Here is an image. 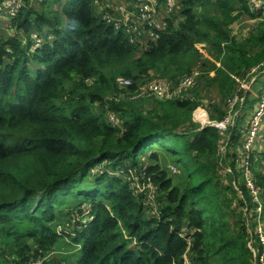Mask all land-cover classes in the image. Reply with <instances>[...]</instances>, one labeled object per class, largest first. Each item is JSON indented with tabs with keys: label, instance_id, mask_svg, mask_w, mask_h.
<instances>
[{
	"label": "trees",
	"instance_id": "16d2710c",
	"mask_svg": "<svg viewBox=\"0 0 264 264\" xmlns=\"http://www.w3.org/2000/svg\"><path fill=\"white\" fill-rule=\"evenodd\" d=\"M22 1L13 26L52 39L35 50L16 36L0 41V264H32L41 257L42 264H182L183 225L196 229L193 264H253V257L263 264L264 243L256 241L254 256L245 225L237 231L225 221L211 160L201 159L219 150L218 129L206 126L188 135L165 124L194 110L202 78L182 97H135L131 109L105 102L109 93L136 92L147 82L176 84L191 71L188 59L202 57L201 43L217 53L215 91L221 98L235 92L239 76L264 59V20L245 43L231 35L240 17H255L247 1L179 0L180 19H168L159 39L144 44L129 43L103 18L114 12L101 0ZM158 68L162 72L154 76L150 71ZM184 70L189 72L177 76ZM118 76L131 80L128 89L117 88ZM135 101L150 112L132 108ZM106 110L116 114L115 125ZM218 111L211 110L213 119ZM263 130L262 120L261 140L248 156L264 212ZM230 131L227 157L233 159L241 135ZM246 137L247 130L242 145ZM161 164L168 171L177 166L184 175L180 186L160 174ZM231 166L234 172V161ZM131 169L141 181L140 172L157 170L158 217L133 194ZM238 173L247 190L240 168ZM83 193L85 201L74 206ZM247 198L254 208L249 191ZM63 221L69 223L66 236L55 230Z\"/></svg>",
	"mask_w": 264,
	"mask_h": 264
},
{
	"label": "rangeland",
	"instance_id": "374dc122",
	"mask_svg": "<svg viewBox=\"0 0 264 264\" xmlns=\"http://www.w3.org/2000/svg\"><path fill=\"white\" fill-rule=\"evenodd\" d=\"M101 1H100V4H103L106 9L112 10L116 14L120 13V7L130 9L131 2H132V0H101ZM33 3H34L33 4L34 6L37 5V2H33ZM196 9L199 12L201 10V8H199V7ZM98 12H100V8H98ZM244 17H246V16H244ZM241 19L234 22L230 26V30H231V34L234 36V38H236L237 42L245 43L246 38H248L250 36V34L252 33V31H254V29L258 26H256L257 24L254 23L255 21L254 22H249V21L245 22ZM2 32H3L5 37L8 35H13V36H16L17 38L21 39V41L23 43L26 39L29 38V34H27L28 32L25 33L22 30H18L15 26H13V23L11 24V26H9L6 29H4V27H2ZM25 43H26V41H25ZM197 47L202 52V57L189 58L188 59V61L190 62L189 71L190 70L199 71L200 72V78H202L201 83L203 85L200 89V92L198 90H196L198 93L196 95L197 97H195V96L192 97V98H194V100L196 99L197 106L194 108V110L191 111V113L189 114L188 117L184 116V118H182V119L179 118V119H176L174 121H169L165 124L167 126L172 125L176 128L177 131H179L181 133L182 132L187 133L188 135H190L193 133L192 131L194 129H197V128L201 129V128L206 127V126H214L213 124L216 123L217 121L224 120L225 117H227V116L229 117L228 123L225 124L224 128L220 129V128L214 126L215 128L218 129L219 133L221 134L220 135L221 138L223 137V139H222L223 141L220 140V142H219V148H218L219 150H217L215 154H213L209 157H203L201 159L202 160H206V159L211 160V163H212L211 164V171H212V175H214L215 180L218 183V186L220 189L219 199H220V202L224 208V212H225V216H226L225 221L232 228H234V225H236L237 231H240L241 230L240 228L245 225L244 227H246V234L248 232V243L247 244L250 247V249L253 251L254 256H255L256 255V252H255L256 241L260 240L261 243H264V219H263L264 218V215H263L264 212H263V208L261 206V211H260L258 221H257L258 215L254 211V208H252V205L248 204V198H247L248 191L245 190V188H243L244 187L243 181H242V178L239 176L238 170H239V168H240L241 172H244V170H246L245 165L241 166V165H239V162H242V164H244L245 159L248 162L251 160V157L242 153L241 138H242V136L244 138V136L246 134V130H247L246 128L248 127L250 119L253 115V112H254L253 109L255 107V104H257V102L260 100V98L263 94V91H264V89H263V91L260 93V95L258 97L257 92L259 91V89L263 83H262L261 78L257 79V77L264 75V72L262 71V69L260 67V63L264 62V59H263V61L261 60V62L259 61V64H256L255 66L253 65V67H251L249 70H245L243 72V74L241 76H239V78L237 80L238 87H237V89H235L236 90L235 92H233V93L226 92L223 95V97L221 98L219 93L217 91H215V89L211 83V79L214 78V76H215L214 75V67L217 66V64H218L217 53H216V51L209 49V44H207V43H201V44L197 45ZM247 48H249L250 53H253V52L256 53L257 52V47L255 45L251 46V44H249L247 46ZM254 68H256V69L254 70ZM161 70L162 69L158 68L157 71L153 70L150 72L153 73L154 76L155 75L159 76V74L162 72ZM189 71L184 70L183 72H181V74H178L177 76L185 74ZM118 78H125V77L118 76V77H116V80ZM159 79H165V77L164 78L160 77ZM256 79H257V82H255ZM116 80H115V82H116ZM160 81H166V80H160ZM254 82H255V84H253ZM126 89H128V88H126ZM134 92L131 89V90H128L127 92L118 90L117 92L109 93L105 99V102H110L109 98H112L111 100H114L113 98L116 97L117 98L116 102H120L121 104H123L124 109L125 108L131 109L128 106V103L130 101H133ZM186 94L188 95L187 92H184L182 96H184ZM246 95H248V97ZM182 96H178V97H182ZM174 97H176V96H174ZM131 107L139 109L141 112H144V113H149L151 110V109H149L150 107L145 106L140 101H135V104ZM202 109L204 111H206L207 114H205ZM211 110H216V111L219 110L218 114L222 118L219 117V119H213L211 114H210ZM222 112L224 113L223 116H221ZM198 113H204V116L206 118L204 120H200V119L197 120L199 118L197 116H201ZM244 120L247 122V127L243 123ZM263 121H264V119H263ZM230 129L234 130L236 138H237L238 134H239V136L241 135L239 143L234 146V147L237 146L235 148V152H238V154L234 155L233 159H231V157H227V155H228L227 154L228 153L227 148H229V144H230V142H229V136L231 133ZM241 132H242V134H241ZM262 132L264 134V130ZM263 136L264 135L261 134V138H263ZM258 138H259V135L255 140L256 141L255 144H253L254 146L252 145L253 148H256L257 143L260 142L261 139H258ZM235 141H238V139L234 140V142ZM251 148L247 151V154L249 153V151H251ZM245 156H247V157L245 158ZM166 161L170 162V161H172V159L168 158ZM232 161H234V163H235L234 172H233V169L231 168L232 167L231 166ZM158 162L162 163L161 157H160ZM175 167L177 168V166H175ZM258 167L259 166H256V165L254 166V168H258ZM159 169L162 170V171H160V174H161V172H165L166 176H168V178L171 177L170 179L172 180L173 186H180V184L184 180V175L182 172L178 171V168H177L178 172L177 171L173 172V170L168 171V170H166L167 169L166 165L161 164V166H159ZM131 170L132 171H130V176H129L130 179L134 175L137 176V174H136L137 169H131ZM262 170L264 171V169H262ZM140 173L143 175L145 174L144 182H143V185L145 187H147V188L151 187L156 192H158L157 189H161L159 182H155L153 180V175H155L157 173V170L152 172V173L147 172L148 175L145 173V171H142ZM250 174H253V171L251 168H250ZM246 192H247V194H246ZM156 195H157V193H156ZM66 200H68V197ZM83 201H85V193H83L82 195H80L79 197L76 198V200L74 201V206L79 205ZM63 202H65V200ZM155 203L157 205V209H160L161 204L157 198H156ZM260 204H261V202H260ZM144 209H145L147 214L154 215L153 212L146 210L145 206H144ZM78 217H80V216H77V218ZM241 218L243 219V223L241 221L242 220ZM67 223H68V221H63V222H61V224L60 223L57 224L55 226V230L59 231V232L57 231V233H59V234L62 233V235L66 236L67 232L65 230L68 228L63 230L61 227H63V226L67 227L66 226ZM70 232H72L71 227H70ZM51 254H53L52 251L50 252V255ZM261 255H264V254H261ZM43 259H46V258H42V257L38 258V260L33 261V263L40 262V264H42ZM253 259H254L253 264H257L255 257H253ZM259 259H260V256H259ZM262 263L264 264V262H262ZM208 264H212V263H208Z\"/></svg>",
	"mask_w": 264,
	"mask_h": 264
},
{
	"label": "built area",
	"instance_id": "2783aa9c",
	"mask_svg": "<svg viewBox=\"0 0 264 264\" xmlns=\"http://www.w3.org/2000/svg\"><path fill=\"white\" fill-rule=\"evenodd\" d=\"M250 10L254 14L264 12V0H246ZM179 0H132L130 9L120 7V13L116 14H104L103 18L113 24L115 29H120L124 32L127 40L131 44H144L147 41H156L159 39L161 32L165 29L168 19H180L179 13ZM23 6L22 0H2L0 1V41L3 39L2 27L4 29L11 26L12 21L17 16L19 9ZM51 35L44 36L39 32H30L31 49L35 50L40 48L44 42L50 41ZM260 67L264 72V62L260 63ZM256 68H254L255 70ZM200 80V72L197 70H191L189 73L182 76L176 84H171L166 81H151L142 85L137 90L133 97H149L153 96L157 99L172 98L174 96H182L189 88L195 86ZM117 88L126 89L131 85V80L128 78H118L115 82ZM113 96V95H112ZM110 100L112 98H109ZM117 100L116 97L113 98ZM203 110V109H202ZM205 114L206 111L203 110ZM107 120L115 125L118 122V118L114 112L110 110L105 111ZM264 116V91L254 108L253 115L249 122L247 129V137L242 145V153L247 154V151L252 147L256 138L258 137L260 126L262 124ZM228 116L224 120L217 121L213 125L222 129L225 124L228 123ZM199 129V128H198ZM245 156V158L247 157ZM246 170L243 173V180L249 191L253 203H255L254 211L257 213V221L261 211V204L259 198L258 188L255 185L252 175L250 174L249 162L245 159ZM97 167L94 168L96 170ZM170 170L177 171L174 165L170 166ZM93 171V170H92ZM143 181L138 176L129 177V185L135 196L141 197L143 206L146 210L153 212L154 216L160 215V209H157L156 191L151 187L147 188L143 185ZM76 215V214H75ZM89 219V218H88ZM85 220V218H84ZM69 223H67L68 227ZM67 227H61L65 230ZM58 231V230H57ZM196 231L195 228H189L183 225L178 234L186 242V248L183 253L182 264H193L190 262L189 254L192 247V234ZM59 232V231H58ZM260 260L264 261V255H260ZM33 264H40L35 262Z\"/></svg>",
	"mask_w": 264,
	"mask_h": 264
},
{
	"label": "crops",
	"instance_id": "0c3cea01",
	"mask_svg": "<svg viewBox=\"0 0 264 264\" xmlns=\"http://www.w3.org/2000/svg\"><path fill=\"white\" fill-rule=\"evenodd\" d=\"M242 18V19H241ZM239 19H241V20H243V21H249V22H254L255 24H258V22H260V21H262V20H264V12L263 13H259V14H255V17H244V16H242V17H240ZM254 24V25H255ZM232 35V34H231ZM258 78H261V80H262V86L260 87V89H259V91L257 92V94H258V97H259V95H260V93L263 91V89H264V75H261V76H258L257 77V79ZM257 79L255 80V82H257ZM255 82L253 83V84H255ZM252 84V85H253ZM250 90V89H249ZM256 97V96H255Z\"/></svg>",
	"mask_w": 264,
	"mask_h": 264
},
{
	"label": "bare ground",
	"instance_id": "6f19581e",
	"mask_svg": "<svg viewBox=\"0 0 264 264\" xmlns=\"http://www.w3.org/2000/svg\"><path fill=\"white\" fill-rule=\"evenodd\" d=\"M198 114H200L201 116H197V117H199L197 120H204L206 117L204 116V113H198ZM196 115V114H195Z\"/></svg>",
	"mask_w": 264,
	"mask_h": 264
},
{
	"label": "clouds",
	"instance_id": "9594fccd",
	"mask_svg": "<svg viewBox=\"0 0 264 264\" xmlns=\"http://www.w3.org/2000/svg\"><path fill=\"white\" fill-rule=\"evenodd\" d=\"M0 1H1V0H0ZM31 32H32V31H31ZM36 32H37V31H36ZM9 36H13V35H9ZM4 37H5V36L3 35V38H4ZM25 41H26V42H27V41H30V33H29V38L26 39ZM25 41H24V43H25ZM46 42H47V41H46ZM30 43H31V41H30ZM44 43H45V42H44ZM37 49H38V48H37ZM88 220H89V219H88Z\"/></svg>",
	"mask_w": 264,
	"mask_h": 264
}]
</instances>
